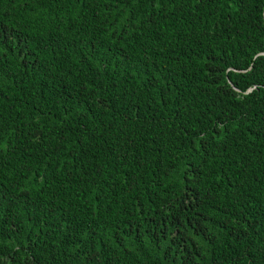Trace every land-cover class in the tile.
Returning <instances> with one entry per match:
<instances>
[{
    "label": "trees",
    "instance_id": "1",
    "mask_svg": "<svg viewBox=\"0 0 264 264\" xmlns=\"http://www.w3.org/2000/svg\"><path fill=\"white\" fill-rule=\"evenodd\" d=\"M0 264H264V0H0Z\"/></svg>",
    "mask_w": 264,
    "mask_h": 264
}]
</instances>
